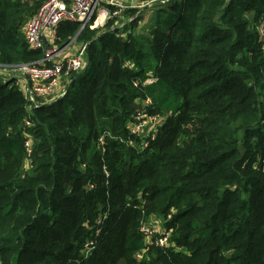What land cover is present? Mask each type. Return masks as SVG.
Listing matches in <instances>:
<instances>
[{
    "label": "trees",
    "instance_id": "1",
    "mask_svg": "<svg viewBox=\"0 0 264 264\" xmlns=\"http://www.w3.org/2000/svg\"><path fill=\"white\" fill-rule=\"evenodd\" d=\"M154 1L140 27L148 7L118 30L60 24L87 65L54 101L30 108L0 79V264H264V0ZM44 2L0 0V63L43 56L22 27ZM145 96L162 122L142 149ZM150 216L166 246L139 231Z\"/></svg>",
    "mask_w": 264,
    "mask_h": 264
},
{
    "label": "built area",
    "instance_id": "2",
    "mask_svg": "<svg viewBox=\"0 0 264 264\" xmlns=\"http://www.w3.org/2000/svg\"><path fill=\"white\" fill-rule=\"evenodd\" d=\"M153 1L45 0L22 27V34L27 48L34 51L39 50L43 53V56L37 61L27 63L0 64V71L8 72L10 74L9 79L14 78L16 86H18L17 80L26 81L27 85L24 88L20 86L18 88L29 102L30 108L50 103L66 92L71 75L83 70L87 65L86 44L80 45L72 54L67 56L62 53L67 50L71 42L62 47L55 45L57 28L62 22H77L81 31L85 27L104 26L109 19L116 16L119 21L117 25L122 27L126 21L136 17L144 8L151 6ZM155 1L164 3L168 0ZM129 9H135V15L125 21L124 13ZM122 20L123 22L120 23ZM121 27L118 26V28ZM258 31L259 39L264 42V16L260 21ZM125 66L128 69L132 68V64L129 62H126ZM154 81L155 78L149 76L142 82V85H150ZM134 85H139V82L135 81ZM150 108H153V101L150 97L145 96L141 101V107L130 116L128 124L129 135L136 138L140 137L139 144L142 149L148 148L149 142L155 138L157 129L162 122L159 116L149 113ZM24 124L29 127L31 122L25 119ZM105 135L102 134L99 137L100 145L103 144ZM130 143L133 144L132 141ZM24 148L27 157H29L32 149L30 138L24 141ZM105 217L106 214L101 217L98 224H101ZM139 231L144 234L147 240L157 233V229L147 222L140 226ZM99 232L100 226L98 225L95 234L98 235ZM159 234L154 243L158 246H166L170 232L164 231ZM92 244L93 242L89 241L85 252H89V247Z\"/></svg>",
    "mask_w": 264,
    "mask_h": 264
},
{
    "label": "rangeland",
    "instance_id": "3",
    "mask_svg": "<svg viewBox=\"0 0 264 264\" xmlns=\"http://www.w3.org/2000/svg\"><path fill=\"white\" fill-rule=\"evenodd\" d=\"M155 5L154 4H152L151 6H149L148 7V11H145L144 12V14L142 15V19L141 20H139L138 21V27H140V26H144V24H145V22H147V20H148V18H149V16H150V14H151V12H152V9L154 10L155 8H156V6L154 7ZM113 11V10H112ZM114 12V11H113ZM114 18H116V16H113ZM125 17V16H124ZM124 20V19H123ZM123 20L120 22V23H122L123 22ZM99 22V21H98ZM119 23V21L117 20L116 21V23H115V25H114V27H116L115 29H119L118 28V26L119 27H121L120 25H117ZM97 24V23H96ZM99 24V23H98ZM99 27H103V26H100V25H98ZM95 28H98V27H95ZM70 42H71V45L69 46L71 49H73V48H75V50L81 45V44H79L78 42H77V40H75V38L73 37L71 40H70ZM56 45V44H55ZM57 46V45H56ZM68 47V48H69ZM67 48V49H68ZM74 50V49H73ZM0 64H3V63H0ZM3 69H6V68H3ZM9 76H10V74L8 73V72H5V71H0V79H1V81H6V80H9ZM167 101H168V103H170L171 104V107H172V105H174L175 104V101L173 100V96H169L168 98H167ZM144 221L141 223V225L142 224H144L145 222H147V223H149V224H152L156 229H157V232H161V231H164V230H162V228H163V220L161 219V218H157V217H154V216H150V218H146V219H143ZM140 225V226H141ZM140 228V227H139ZM170 232V231H169ZM148 243H150V242H148ZM147 250L148 249H145V250H143L141 253H137V255H136V258H137V260H141V259H143L144 258V256L147 254Z\"/></svg>",
    "mask_w": 264,
    "mask_h": 264
},
{
    "label": "crops",
    "instance_id": "4",
    "mask_svg": "<svg viewBox=\"0 0 264 264\" xmlns=\"http://www.w3.org/2000/svg\"><path fill=\"white\" fill-rule=\"evenodd\" d=\"M74 49V50H73ZM73 49H71L70 47L67 49V50H65L62 54L64 55V56H67V55H70V54H72L74 51H75V48H73ZM17 82H18V86H20L21 88H24L25 87V85H27V83H26V81L25 80H17Z\"/></svg>",
    "mask_w": 264,
    "mask_h": 264
},
{
    "label": "water",
    "instance_id": "5",
    "mask_svg": "<svg viewBox=\"0 0 264 264\" xmlns=\"http://www.w3.org/2000/svg\"><path fill=\"white\" fill-rule=\"evenodd\" d=\"M117 30V29H116Z\"/></svg>",
    "mask_w": 264,
    "mask_h": 264
}]
</instances>
